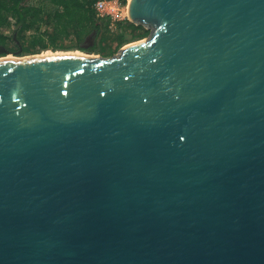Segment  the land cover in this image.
Instances as JSON below:
<instances>
[{
    "label": "water",
    "instance_id": "water-1",
    "mask_svg": "<svg viewBox=\"0 0 264 264\" xmlns=\"http://www.w3.org/2000/svg\"><path fill=\"white\" fill-rule=\"evenodd\" d=\"M127 19L111 56H0V264H264V0Z\"/></svg>",
    "mask_w": 264,
    "mask_h": 264
},
{
    "label": "trees",
    "instance_id": "trees-1",
    "mask_svg": "<svg viewBox=\"0 0 264 264\" xmlns=\"http://www.w3.org/2000/svg\"><path fill=\"white\" fill-rule=\"evenodd\" d=\"M96 0H0V45L13 42L22 53H34L49 46L57 49L100 50L112 54L120 46L146 36L149 30L136 25L127 18L109 27V17L97 15ZM126 3L127 0H121ZM14 25L9 34L2 30ZM48 32V42L42 33L27 36L26 31ZM95 31L93 44L86 42V36ZM63 39H69L65 44ZM18 40V41H17ZM116 42L114 47L109 43Z\"/></svg>",
    "mask_w": 264,
    "mask_h": 264
},
{
    "label": "rangeland",
    "instance_id": "rangeland-1",
    "mask_svg": "<svg viewBox=\"0 0 264 264\" xmlns=\"http://www.w3.org/2000/svg\"><path fill=\"white\" fill-rule=\"evenodd\" d=\"M128 1V0H127ZM127 1H126V4H127ZM2 30H4L5 32H7V33H9V34H12L13 33V31H14V25H12V26H10V28H3ZM44 30V28H41L39 31H33V29L32 30H30V31H26V35L27 36H30V34H33V33H42V35H43V37H45L46 38V41L48 42V32H44L43 31ZM18 41V40H17ZM130 41H132V40H130ZM129 41V42H130ZM62 42L63 43H65V44H69L70 43V40L69 39H63L62 40ZM127 43V42H126ZM109 45L111 46V47H114L115 45H116V42H114V41H111L110 43H109ZM124 45V44H123ZM122 45V46H123ZM122 46H120L119 48H121ZM6 48L9 50V52H7V53H0V56H6V55H8V53L10 54V55H13V56H24V55H29V54H35V53H42L43 51H46V50H49V51H57V52H67V51H71V50H76V49H78V48H72V49H67V50H63V49H57V50H53L52 49V47L51 46H49L48 48H46V49H43V50H40V51H38V52H34V53H22L21 51H20V49L19 48H17L16 46H15V44L13 43V42H11V41H9L8 43H7V45H6ZM119 48L114 52V53H112V54H103L100 50H85V49H79V50H82V51H84V52H86V53H88V54H99V55H103V56H111V55H113V54H115L118 50H119Z\"/></svg>",
    "mask_w": 264,
    "mask_h": 264
},
{
    "label": "built area",
    "instance_id": "built-area-1",
    "mask_svg": "<svg viewBox=\"0 0 264 264\" xmlns=\"http://www.w3.org/2000/svg\"><path fill=\"white\" fill-rule=\"evenodd\" d=\"M94 7L97 15L109 17L111 29L117 21L127 18V4L121 0H96Z\"/></svg>",
    "mask_w": 264,
    "mask_h": 264
},
{
    "label": "bare ground",
    "instance_id": "bare-ground-1",
    "mask_svg": "<svg viewBox=\"0 0 264 264\" xmlns=\"http://www.w3.org/2000/svg\"><path fill=\"white\" fill-rule=\"evenodd\" d=\"M55 52H57V51H55ZM61 52V51H60ZM67 52H70V53H76V54H82V55H85V54H88V53H86V52H84V51H82V50H79V49H76V50H71V51H67ZM50 53H54V51H49V50H46V51H43L42 52V54H50ZM57 53H59V52H57ZM6 56H11L9 53H8V55H6Z\"/></svg>",
    "mask_w": 264,
    "mask_h": 264
},
{
    "label": "flooded vegetation",
    "instance_id": "flooded-vegetation-1",
    "mask_svg": "<svg viewBox=\"0 0 264 264\" xmlns=\"http://www.w3.org/2000/svg\"><path fill=\"white\" fill-rule=\"evenodd\" d=\"M86 42H90V40L86 39Z\"/></svg>",
    "mask_w": 264,
    "mask_h": 264
}]
</instances>
